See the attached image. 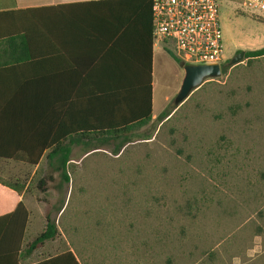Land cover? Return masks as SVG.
I'll use <instances>...</instances> for the list:
<instances>
[{
    "label": "rangeland",
    "instance_id": "1",
    "mask_svg": "<svg viewBox=\"0 0 264 264\" xmlns=\"http://www.w3.org/2000/svg\"><path fill=\"white\" fill-rule=\"evenodd\" d=\"M219 3L222 76L161 123L185 74L170 58L153 120L119 156L115 141L85 157L75 149L61 191L46 162L32 178L33 168L0 160V181L27 186L29 210L66 202L57 241L82 264H264V57L229 62L264 47V13Z\"/></svg>",
    "mask_w": 264,
    "mask_h": 264
},
{
    "label": "crops",
    "instance_id": "2",
    "mask_svg": "<svg viewBox=\"0 0 264 264\" xmlns=\"http://www.w3.org/2000/svg\"><path fill=\"white\" fill-rule=\"evenodd\" d=\"M149 4L150 0H0V141L12 142L0 143V148L20 155L22 144L31 151V141L58 139L63 145L75 137L71 132L99 123L103 96L127 93L132 114L143 99L142 92L137 93L144 84V66L138 60L148 55L149 15L144 11ZM8 35L16 36L12 43L5 40ZM152 58L154 117L158 73L173 64L165 47L153 44ZM119 102L115 108L127 105L123 99ZM82 148L72 146L71 156L75 149L84 155ZM53 150L46 148L37 166L4 161L33 168V178ZM28 194L27 186L18 193L0 181V225L19 203L28 208ZM61 214L29 210L23 246L18 254L16 245L4 247L0 264H74L57 259L68 252L82 264L68 241L27 248L46 230L48 218L60 234ZM11 218L17 222L5 223L20 226L22 217Z\"/></svg>",
    "mask_w": 264,
    "mask_h": 264
},
{
    "label": "trees",
    "instance_id": "3",
    "mask_svg": "<svg viewBox=\"0 0 264 264\" xmlns=\"http://www.w3.org/2000/svg\"><path fill=\"white\" fill-rule=\"evenodd\" d=\"M151 5L149 4L145 9V13L149 15V34L150 39L148 40V55L147 59L145 58L142 62L143 64V88L139 89L137 93L140 94L142 92V102L138 100L136 102L137 106L134 107L133 113H130V109L128 108L129 101L125 100L128 96L127 93L125 94H117V96H109L101 98V103L103 104V112L104 114L101 116L99 123L95 125H86L84 130L79 132L74 131L70 133L72 137L69 141H64L63 145L60 140L53 139L50 140H37L31 141V151L28 148V145L22 146V153L18 155H13L7 153V148H0V159L2 160H15V161H22L30 166H37L40 163L41 156H43V152L46 148H52L53 151L47 157V165L48 168L51 169V172L54 174H58L60 178V184L58 186L59 191L62 190L64 184L70 183V176L68 175V166L71 161V152L72 146L74 145H83L82 150L84 151V156L91 154L94 151L102 149L103 146L110 144L111 142L115 141L117 145L113 150V154L115 156H119L121 152L128 146L129 144L133 143V138L135 132L144 128L153 120V91H152V83L153 82V17H152V10ZM136 8L134 9V14L136 13ZM140 19V18H139ZM139 20H137L138 23ZM15 35H8L6 37V41L12 43L15 40ZM27 40V39H26ZM169 54L172 59H174L178 64L182 65V61H180L172 51L169 50ZM264 57V47L258 50L247 51L246 52V59L253 60L258 58ZM123 99L122 107L115 108L117 104H121L119 102ZM175 106H171L167 108L165 112L162 113L161 116V123L167 120L171 115L175 112ZM117 109V110H116ZM73 134V135H71ZM140 139V138H139ZM152 137H146L145 139L140 140H151ZM0 143H12L11 141H0ZM21 143V142H20ZM23 143V142H22ZM8 146V145H6ZM36 146V147H33ZM30 152V153H29ZM32 152V153H31ZM36 153V154H35ZM50 180H53L51 177ZM3 184L18 193H21L25 188V185H18L14 183H4ZM42 185L44 182L41 183ZM66 202L63 201L62 206L57 209L55 213H62L64 207L66 206ZM14 214L8 215L6 218H3L4 222L0 225V254L4 247L16 245V254H18L19 250L24 244V237H25V229H26V222L28 219V208L21 202L13 209ZM20 216L19 218L20 226H12L10 224H6L5 222H17L16 217ZM59 237V231L55 224V221H52L48 218V224L46 230L43 231L32 243L28 245V250H34L38 246L45 244L46 242H50L56 240ZM16 239V240H13ZM69 259L74 264H79L74 258V254L71 252L65 253L62 257H58L57 259Z\"/></svg>",
    "mask_w": 264,
    "mask_h": 264
},
{
    "label": "built area",
    "instance_id": "4",
    "mask_svg": "<svg viewBox=\"0 0 264 264\" xmlns=\"http://www.w3.org/2000/svg\"><path fill=\"white\" fill-rule=\"evenodd\" d=\"M153 44L165 47L185 65L225 64L219 0H150ZM264 13V0H240Z\"/></svg>",
    "mask_w": 264,
    "mask_h": 264
},
{
    "label": "water",
    "instance_id": "5",
    "mask_svg": "<svg viewBox=\"0 0 264 264\" xmlns=\"http://www.w3.org/2000/svg\"><path fill=\"white\" fill-rule=\"evenodd\" d=\"M246 52L242 51L234 59H231L230 66L237 65L245 59ZM184 69V79L181 88L175 98V111L182 106L190 96L198 90L205 81L216 79L222 76L220 65H181Z\"/></svg>",
    "mask_w": 264,
    "mask_h": 264
},
{
    "label": "flooded vegetation",
    "instance_id": "6",
    "mask_svg": "<svg viewBox=\"0 0 264 264\" xmlns=\"http://www.w3.org/2000/svg\"><path fill=\"white\" fill-rule=\"evenodd\" d=\"M240 52L238 51L235 56H237ZM230 62V61H229Z\"/></svg>",
    "mask_w": 264,
    "mask_h": 264
}]
</instances>
